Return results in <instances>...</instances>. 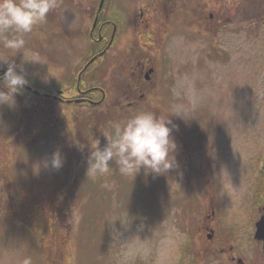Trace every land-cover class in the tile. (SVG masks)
Listing matches in <instances>:
<instances>
[{
    "label": "rangeland",
    "instance_id": "rangeland-1",
    "mask_svg": "<svg viewBox=\"0 0 264 264\" xmlns=\"http://www.w3.org/2000/svg\"><path fill=\"white\" fill-rule=\"evenodd\" d=\"M66 3L60 0L46 23L24 37L48 63L26 65L40 94L25 88L15 106H0V264H238L206 252L208 223L215 228L212 246L223 241L247 264H264L255 239L264 203V0H202L200 31L192 16L165 17L164 41L161 35L146 46L158 73L139 110L172 120L176 166L159 175L141 169L135 177L122 176L113 163L95 180L87 176L91 146L105 147L106 135L125 121L89 119L103 110L135 111L124 97L129 70L114 60L134 34L122 33L102 58L104 104L75 103L80 94L68 84L69 63L90 43L85 36L72 41L78 15ZM217 11L220 26L205 29ZM89 95L102 98L100 91ZM80 121L97 127L95 134L80 131L83 143L71 137ZM69 134L80 142L76 156L63 154ZM57 150L63 167H46Z\"/></svg>",
    "mask_w": 264,
    "mask_h": 264
},
{
    "label": "clouds",
    "instance_id": "clouds-1",
    "mask_svg": "<svg viewBox=\"0 0 264 264\" xmlns=\"http://www.w3.org/2000/svg\"><path fill=\"white\" fill-rule=\"evenodd\" d=\"M60 0H0V106L16 105L17 94L31 85L26 65H48L46 59L36 50L26 46L25 35L31 34L38 25L46 23L48 15L57 9ZM21 55L19 64L16 61ZM40 76L39 71L33 73ZM48 73L41 77L47 81ZM174 125L170 117H157L152 112H139L123 124H116L106 135L107 145L97 143L91 146L88 158L87 176L95 180L110 174L111 164L118 167L122 176H137L143 169L150 174H166L176 166L177 143L173 136ZM65 158L57 150L45 166L59 170Z\"/></svg>",
    "mask_w": 264,
    "mask_h": 264
},
{
    "label": "flooded vegetation",
    "instance_id": "flooded-vegetation-1",
    "mask_svg": "<svg viewBox=\"0 0 264 264\" xmlns=\"http://www.w3.org/2000/svg\"><path fill=\"white\" fill-rule=\"evenodd\" d=\"M66 4L69 5V14H72V17L78 15L77 30L70 32L72 41L74 42L73 37L85 36L88 38L87 43L89 42L92 47L90 49L89 46L86 52L87 49H84L83 55L79 56L77 61H73V56L71 63H69L72 68L70 74L72 78L76 77L78 81L77 91L80 98L77 99H80L81 103L87 104L95 101L89 95L93 91H105L106 94L107 90L100 86L86 89L80 86L81 82L107 73L108 68L102 66L104 64L102 58L115 50L118 38L121 37L122 33H132L134 37L124 38L128 45L114 55V60L115 58L122 60L123 66L129 70L132 82L129 89L124 91V97L128 102L127 107L138 110L143 107L141 106L142 102L150 93L148 82H151V78L158 73L152 52L146 49V46L154 45L156 39L165 33V17L175 13L179 16L184 14V16L193 17V26L196 31H200L202 26V0H104L103 3L100 0L98 5L97 0H67ZM220 17H222L220 11H217L216 14L210 13L212 23L209 26L204 25V28L214 30L217 26L219 27ZM141 39L149 42H143ZM163 39L162 35V40L159 43H162ZM75 58L77 57L75 56ZM81 60L84 61L83 66L77 67ZM97 63L99 66L94 72H90L91 67ZM206 228L215 231L213 223H208ZM212 243V238H208L206 242L208 244L207 253L220 251L222 254H227V258L231 257L233 262L247 264L244 259L242 263L239 262L241 257L237 258L231 250L228 253L223 241L219 244H213V246Z\"/></svg>",
    "mask_w": 264,
    "mask_h": 264
},
{
    "label": "trees",
    "instance_id": "trees-1",
    "mask_svg": "<svg viewBox=\"0 0 264 264\" xmlns=\"http://www.w3.org/2000/svg\"><path fill=\"white\" fill-rule=\"evenodd\" d=\"M103 76H104V78H103ZM106 76L107 75L104 74V75H102L100 77L89 78L86 81L81 82V84H82V86L88 87V88L91 87V86H100L101 83L104 84V82L106 81V78H105ZM68 84H70L71 87L75 88L77 86V84H78L77 78L76 77L72 78L71 81L68 82ZM143 103L147 104L148 102H143ZM95 106H96L95 108L99 107V105H95ZM92 107H94V106H92ZM29 110H30L29 108H26V111H24V113H28ZM139 111H140L139 109L135 110V111H121V112L120 111H116V110H103L101 112L99 111L100 113H97V114L93 115L92 117H96V118H90L89 122L93 123L94 120H97V123H99V125L102 124L103 122L106 125V124L110 123L111 119L114 122H116L117 120H119L120 117H122L123 120L126 121L130 117H132L135 114L139 113ZM76 121H78L77 118H75V122ZM85 127H88V130H87L88 134H95V132L93 130H96L97 127H94V128L92 127L91 128V127H89V125H86V123H83L82 121H80V125H79V123H76L75 124V129H74V131H72V132H75V133L72 134V135L69 134L66 137L68 142H69V144L67 146H65L64 149H63L65 151L63 153L65 156H66V152L68 154H71L72 156H76V153H77V151L79 149V146H80V142H78L79 144L77 142L73 143L74 140L73 141L69 140V138H70L69 136L71 135V137H76L78 135L79 136L78 140L83 143L85 138L83 137V135H80V131H82V129L85 128Z\"/></svg>",
    "mask_w": 264,
    "mask_h": 264
},
{
    "label": "water",
    "instance_id": "water-1",
    "mask_svg": "<svg viewBox=\"0 0 264 264\" xmlns=\"http://www.w3.org/2000/svg\"><path fill=\"white\" fill-rule=\"evenodd\" d=\"M103 1L104 0H102V3H103ZM4 70L5 69H1L0 72H2ZM27 87L31 88L30 86H27ZM35 93H39V91L36 90ZM261 211H262V215L256 223L255 238L263 241V248H264V204L261 208ZM209 237H212V235L210 234Z\"/></svg>",
    "mask_w": 264,
    "mask_h": 264
}]
</instances>
